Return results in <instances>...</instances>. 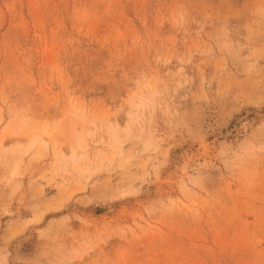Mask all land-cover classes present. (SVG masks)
I'll return each instance as SVG.
<instances>
[{"label":"rangeland","instance_id":"374dc122","mask_svg":"<svg viewBox=\"0 0 264 264\" xmlns=\"http://www.w3.org/2000/svg\"><path fill=\"white\" fill-rule=\"evenodd\" d=\"M0 264H264V0H0Z\"/></svg>","mask_w":264,"mask_h":264},{"label":"bare ground","instance_id":"6f19581e","mask_svg":"<svg viewBox=\"0 0 264 264\" xmlns=\"http://www.w3.org/2000/svg\"><path fill=\"white\" fill-rule=\"evenodd\" d=\"M145 191H147V189H146ZM15 248H16V247H15ZM14 256H16V258L18 257V253H17V250H16V249H15Z\"/></svg>","mask_w":264,"mask_h":264}]
</instances>
